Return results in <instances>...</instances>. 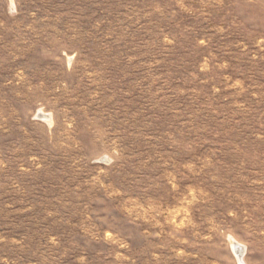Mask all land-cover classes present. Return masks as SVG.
Masks as SVG:
<instances>
[{"label":"rangeland","instance_id":"rangeland-1","mask_svg":"<svg viewBox=\"0 0 264 264\" xmlns=\"http://www.w3.org/2000/svg\"><path fill=\"white\" fill-rule=\"evenodd\" d=\"M0 264H264V0H0Z\"/></svg>","mask_w":264,"mask_h":264},{"label":"bare ground","instance_id":"bare-ground-1","mask_svg":"<svg viewBox=\"0 0 264 264\" xmlns=\"http://www.w3.org/2000/svg\"><path fill=\"white\" fill-rule=\"evenodd\" d=\"M41 115H39L40 117ZM230 243H231V246L233 248V250L235 251L236 254H238V260L240 261L241 259V256L239 255L241 250H242V247L240 246V244H238L237 242H235L233 239L230 238Z\"/></svg>","mask_w":264,"mask_h":264}]
</instances>
